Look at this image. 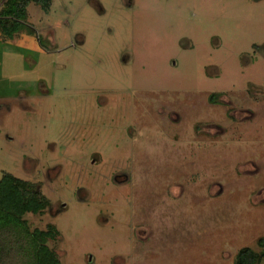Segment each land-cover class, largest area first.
I'll return each instance as SVG.
<instances>
[{
  "label": "rangeland",
  "instance_id": "374dc122",
  "mask_svg": "<svg viewBox=\"0 0 264 264\" xmlns=\"http://www.w3.org/2000/svg\"><path fill=\"white\" fill-rule=\"evenodd\" d=\"M28 13L36 36L0 35V181L51 201L27 219L59 229L61 264L259 251L264 0H53Z\"/></svg>",
  "mask_w": 264,
  "mask_h": 264
},
{
  "label": "trees",
  "instance_id": "16d2710c",
  "mask_svg": "<svg viewBox=\"0 0 264 264\" xmlns=\"http://www.w3.org/2000/svg\"><path fill=\"white\" fill-rule=\"evenodd\" d=\"M53 0H5L0 10V35L4 41L14 40L26 33L36 36L28 24V7L34 3L48 12ZM220 94H213L210 102L217 103ZM51 201L36 184L5 173L0 181V264H61L56 244L61 232L54 224L44 229L34 228L28 215H42ZM261 248H242L234 264H261L264 261V238L258 241Z\"/></svg>",
  "mask_w": 264,
  "mask_h": 264
},
{
  "label": "flooded vegetation",
  "instance_id": "af4514ba",
  "mask_svg": "<svg viewBox=\"0 0 264 264\" xmlns=\"http://www.w3.org/2000/svg\"><path fill=\"white\" fill-rule=\"evenodd\" d=\"M213 103V102H212Z\"/></svg>",
  "mask_w": 264,
  "mask_h": 264
}]
</instances>
